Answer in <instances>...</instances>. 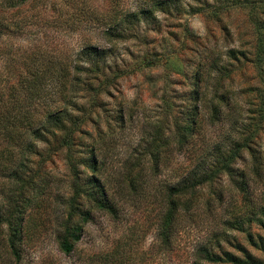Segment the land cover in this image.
Returning a JSON list of instances; mask_svg holds the SVG:
<instances>
[{"label":"rangeland","instance_id":"rangeland-1","mask_svg":"<svg viewBox=\"0 0 264 264\" xmlns=\"http://www.w3.org/2000/svg\"><path fill=\"white\" fill-rule=\"evenodd\" d=\"M238 1L204 0L210 9L225 6L216 15H168L158 9L149 21L134 29L118 27L126 38L108 41L105 33L115 28L117 20L135 11L138 5L152 1L28 0L17 8H9L5 0H0V110L10 91L19 98L33 96L35 88H25L19 82L36 76L43 85L40 95L54 96L57 85L64 82V96L77 102L78 108L90 106L94 98L97 106L92 121L83 126L80 139L84 145L95 146L98 177L118 210L116 219L94 212L75 250L69 255L62 253L56 235L64 218V198L70 192L72 176L64 151L45 158L36 178L43 187L40 191L45 192L25 218L21 264H187L195 249L214 244L212 233L221 216L231 205L240 203V195L226 175L213 186L203 188L205 193L218 186L225 188L220 205L215 203L207 213L177 215L168 250L158 238V190L176 183L200 157L213 163L219 152L238 138L247 115L252 116L248 109H260L264 96V23L258 29L254 22H264V0ZM235 2L241 4L232 5ZM179 3L184 5L191 0ZM89 45L107 51L100 61L105 74L99 81L93 80V74L83 72L88 66L77 60L81 50ZM230 49L243 53L237 56L239 61L227 57ZM213 61L218 65L212 71ZM202 62L212 71V78L219 67L228 68L218 93H229L232 102L229 108H223L216 124L207 122L208 110L202 108L197 132L181 149L175 140V125L183 123L193 104L195 73ZM75 65L82 70L75 72ZM74 81L79 83L71 90L69 85ZM88 82L94 91H89ZM208 85L206 99L211 98L216 87L213 79ZM65 104L57 102L60 107ZM232 117L237 124L232 123ZM263 132L255 141L264 154ZM158 139L167 144H161L159 164L153 166L149 152L152 142ZM244 154L245 161L238 160L236 164L239 169H246L250 163L249 154ZM44 157L45 153L41 158ZM78 157L84 161L87 158ZM37 161L35 158L33 166ZM4 162L1 160V164ZM78 168L84 185L91 174L87 165L79 164ZM128 175L137 176L133 179L135 191L125 182ZM3 180L0 174V190L5 186ZM250 190L258 204L264 194V182L253 179ZM248 234L255 244L248 240ZM220 243L224 250L241 259H245V251L249 253L251 264H264V226L260 224H248L244 232H228L221 236ZM236 244L244 250L235 248Z\"/></svg>","mask_w":264,"mask_h":264},{"label":"trees","instance_id":"trees-1","mask_svg":"<svg viewBox=\"0 0 264 264\" xmlns=\"http://www.w3.org/2000/svg\"><path fill=\"white\" fill-rule=\"evenodd\" d=\"M26 1L28 0H5V5L9 8H17ZM149 1L152 2L138 5L135 11L117 20L115 28L108 29L105 33L108 41L112 38H126L125 33L118 30V27L125 25L130 30L134 29L142 22L149 21L153 12L158 9L168 15L182 16L187 12L190 14L209 12L216 15L225 7L210 9L204 0H191V3L184 5L179 3V0ZM237 4L241 3L235 2L232 5ZM263 23L259 20L254 22L255 28L261 29ZM106 53L104 49L89 45L85 46L78 55L77 60L88 66L83 72L93 74L95 76L92 77L93 80L99 81L105 74L100 61ZM238 55L242 56L243 53L234 49L227 52L228 58H234L237 61L240 60ZM257 60H260L259 56ZM217 65L215 61L211 63L212 71ZM78 66L75 65V72L82 70ZM206 67L205 62L199 63L195 73L193 93H191L193 104L185 113L183 123L178 122L175 125V140L181 149L197 132L202 108L208 110L207 122L216 124L221 120L223 108H229L232 102L229 93H218L220 84L227 78L228 68L219 67L216 70L217 74L212 78V71ZM211 79L216 87L211 98L206 99ZM74 80L77 81L78 78ZM78 83L74 81L69 85V89L72 90ZM19 84L25 88H35L36 92L33 96L26 94L27 96L19 98L13 91H10V96L3 105L4 108L0 110V174L5 184L0 190V264H21L22 262L26 235L25 218L45 192V190L40 191L43 187L41 182L36 181L41 171L40 165L44 163L45 158L64 151L72 176L70 192L64 198V218L56 235L57 245L62 253L69 255L75 250L94 212H104L113 219L117 218L118 213L115 202L98 177L99 168L95 146L84 145L80 139V135L84 133L83 126L92 121L93 110L97 106L94 98L90 106L78 108L77 102L72 103L69 96H64V91H67L64 82L57 85L58 92L53 94L54 96L39 94L43 85L38 76L30 80L27 78L21 80ZM87 86L90 92L94 91L91 83L88 82ZM13 88L11 87L12 90ZM59 101H65L66 104L60 107L57 105ZM248 105L251 108L252 103ZM67 107L71 109L68 110ZM258 108L260 109L256 112L248 109V114L252 116L247 115V121L238 132V138L233 140L225 151L219 152L213 163H208L206 157H200L197 159V164L181 176L176 183L166 184L162 190H158L160 197L158 238L167 250L172 244L175 221L180 212L190 215L194 211L207 213L211 211L215 203L220 205L223 202L225 188L218 186L206 193L203 192V188L213 186L217 180L226 175L240 195L239 205H231V209L226 210L221 216L216 231L212 233L211 242L214 244L195 249L192 259L187 264H251L252 257L249 253L245 251V259H241L224 250L220 242L221 236L225 237L228 232H244L248 224L264 226V194L261 195L260 202L256 204L250 190V182L253 179L264 182V154L258 149L260 146L255 141V138L260 139L261 130L264 131V96L261 97V106ZM74 110L77 113H74ZM80 111L83 113L79 114ZM120 120H123V116H120ZM232 120L233 124H237L236 118L232 117ZM165 142L167 141L159 139L152 142L149 155L153 166L159 164V153L163 146L161 144ZM245 152L249 154L250 163L246 169H239L236 164L238 160L245 161ZM44 153L45 157L41 158ZM78 155L87 156L86 161ZM35 158L38 161L33 166ZM1 160L5 162L1 164ZM6 162H10V165H4ZM79 164L87 165L91 174L87 178L88 183L84 185L80 182ZM135 177L128 175L125 180L127 186L132 187L131 190L134 191L136 190L133 186ZM46 186L48 187V184ZM247 238L255 244L253 236L248 234ZM235 248L244 250L240 244H236Z\"/></svg>","mask_w":264,"mask_h":264}]
</instances>
